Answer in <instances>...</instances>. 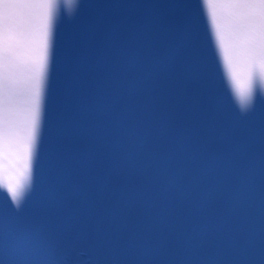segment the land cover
<instances>
[{"label": "snow or ice", "instance_id": "1", "mask_svg": "<svg viewBox=\"0 0 264 264\" xmlns=\"http://www.w3.org/2000/svg\"><path fill=\"white\" fill-rule=\"evenodd\" d=\"M204 3L244 109L257 82L264 89V0ZM56 12V0H0V186L17 207L32 181ZM259 253L264 264V243Z\"/></svg>", "mask_w": 264, "mask_h": 264}]
</instances>
